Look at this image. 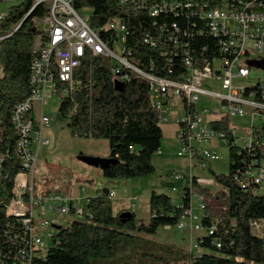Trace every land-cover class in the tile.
<instances>
[{
	"label": "trees",
	"instance_id": "trees-1",
	"mask_svg": "<svg viewBox=\"0 0 264 264\" xmlns=\"http://www.w3.org/2000/svg\"><path fill=\"white\" fill-rule=\"evenodd\" d=\"M180 1L194 5L156 16L149 14L152 1L148 0L136 5L130 1L123 4L121 0H73L72 6L76 10L89 8L90 25L101 29L105 39L116 36L106 26L120 21L125 27L123 46L127 59L144 72L169 79L185 73L182 60L187 55L198 61L219 55L218 41L209 33L206 21L192 12L223 1H249L264 8V0ZM30 7L31 0L12 5L0 21V264L12 263L24 245L21 223L6 214V207L14 180L23 171L11 109L30 95L32 46L39 33L35 20L45 14L42 5L32 11ZM172 23L178 26L177 34L171 32ZM172 36H178L177 44L169 41ZM112 67L102 56H87L74 76L79 86L68 95L60 94L58 113L67 121L72 136L108 141V156L116 162L101 170L103 177L145 176L153 172L152 156L161 146L159 113L151 101L146 79L130 73L128 79L118 81ZM256 155L264 153L258 150ZM252 157L247 150L232 146L228 173L210 169L220 189L210 194L205 204L202 223L214 229L211 235L204 233L200 238L199 255L179 253L130 233L153 236L160 227H175L188 208L187 197L175 206L169 196L153 191L146 223L137 220L133 212L132 218L122 222V211L114 212L111 198L99 189L94 196L85 198L82 218L57 226L51 245L42 257L34 258L35 264H123L133 259L139 263L160 259L164 254L172 261L183 257L188 264H264V238L255 236L249 226L251 219H264V194H255L253 189L244 191L232 179L233 172ZM202 190L207 193V189ZM214 240L219 241V248Z\"/></svg>",
	"mask_w": 264,
	"mask_h": 264
},
{
	"label": "built area",
	"instance_id": "built-area-1",
	"mask_svg": "<svg viewBox=\"0 0 264 264\" xmlns=\"http://www.w3.org/2000/svg\"><path fill=\"white\" fill-rule=\"evenodd\" d=\"M21 0H0L6 2ZM144 4L147 0H121ZM152 1L149 14L156 16L164 12H175L180 7L189 8L194 4L180 0ZM73 0H34L31 11L38 6L45 7V14L35 21L39 33L34 37L30 65V95L11 109L13 122L17 125V152L23 171L16 176L12 195L8 199L6 214L15 217L21 223L23 247L17 251L10 264H35L34 258L45 254L49 242L53 239L57 226L66 225L73 219L84 215L85 198H72L60 193H48L27 197L32 186L26 182L27 174L32 173L40 146L49 145L50 139L44 134L50 124V117L43 113L46 99L68 95L79 86L74 79L82 61L90 55H99L109 60L113 67L111 72L117 74L118 81H124L133 73L147 80L150 97L159 113V122L168 121V112L172 103H179L180 116L177 139L179 150L177 156H186L193 166L189 174L172 172L174 180L183 178V188L179 195L182 201L188 198V208L176 225L183 228L186 223L192 229L207 235L213 233L214 227L203 225L205 204L210 194L207 185L213 184L220 189L213 177L209 163L218 160V146L229 148L235 146L240 151L247 150L253 156L249 163L237 169L232 179L237 181L244 191L253 189L255 194H264V80L250 84V65L264 59V8L254 2L223 1L218 5L202 7L191 14L198 15L206 21L209 33L217 39L219 55L200 61L189 55L182 60L185 73L177 79L161 77L144 72L124 55V25L113 21L106 26L116 36L111 40L101 37L99 28L90 25V15H82L72 6ZM199 3V2H198ZM197 5V4H195ZM7 11L0 10V21ZM165 27H162V29ZM162 29L160 31H162ZM173 33L178 26L171 24ZM149 38H145L147 41ZM178 36L169 41L177 44ZM60 83V87H59ZM240 83H248L247 92H239ZM201 97L209 98L212 106L207 107ZM37 104L40 115L36 117L33 106ZM245 118L246 127L237 129L229 119ZM198 170L209 172V177H201ZM24 177H21V176ZM28 188V189H27ZM202 189H207V193ZM173 191H177L172 187ZM114 197V191L108 193ZM195 209L198 212H195ZM19 211H27V219H19ZM50 211L49 217L38 218ZM40 222L39 228H33V221ZM37 223V222H36ZM264 219H251L249 226L252 233L264 238ZM170 228V226H168ZM213 243L220 247L218 240ZM199 245V244H198ZM200 251L194 255H199Z\"/></svg>",
	"mask_w": 264,
	"mask_h": 264
},
{
	"label": "rangeland",
	"instance_id": "rangeland-1",
	"mask_svg": "<svg viewBox=\"0 0 264 264\" xmlns=\"http://www.w3.org/2000/svg\"><path fill=\"white\" fill-rule=\"evenodd\" d=\"M17 3L18 1L3 3L0 5V10L7 11L10 6ZM79 12L82 15L90 13V11H85L84 9ZM117 22L119 21L117 20ZM258 80H264V68L251 69L250 84H255ZM59 104L60 99L57 97L46 99L44 102L43 113L50 117V124L45 128L44 134L49 137L50 144L40 146L32 173L27 174V186H32L31 190L27 188V191H29V193H26L27 197L30 193L37 196L48 193H60L72 198H84L94 196L99 189L108 188L110 191H114L115 194L111 198L114 212L125 211L130 208L131 212L135 214V218L144 223L149 219L148 201L151 192L164 193L170 197L173 205L178 206L180 204L179 195L184 185L183 178L174 180L172 172L182 175L189 174L194 168L190 165V160L186 156H177V151L179 150V143L176 138L178 128L173 125V120L180 116L178 102L172 103L174 105L170 107V114L168 112V121L160 123L163 137L160 152H156L152 157L153 172L145 176L116 179H106L102 176L99 168L89 166L77 159L79 154L95 157L108 156V141L106 139L72 136L67 126V121L58 113ZM201 104L207 107L212 106L211 100L206 97H201V102L198 106ZM33 112L36 117L40 115L37 104H34ZM244 120L245 118L229 119L237 129L246 127ZM217 152L221 158L211 161L209 165L215 173L227 174L229 171V153L226 146L223 144L219 145ZM198 173L201 177L210 176L206 170H198ZM24 176L22 175L21 177ZM89 181H92V184ZM172 187H175L177 191H173ZM215 187L213 184L207 185L209 194L215 193ZM195 212L198 211L195 209ZM50 215L51 212L46 211L43 215L38 214V218L49 217ZM39 224V221L34 220L33 228L40 229L38 227ZM130 233L150 239L160 245L172 247L177 252L186 254H195L197 250L201 251L198 242L204 236V232L192 229L188 223L183 228L175 226L165 229V227H160L153 236L137 232ZM49 244L51 245V242ZM188 263V260L183 257L179 258L178 261H172L164 254L157 260L136 263L135 259H133L123 264Z\"/></svg>",
	"mask_w": 264,
	"mask_h": 264
},
{
	"label": "water",
	"instance_id": "water-1",
	"mask_svg": "<svg viewBox=\"0 0 264 264\" xmlns=\"http://www.w3.org/2000/svg\"><path fill=\"white\" fill-rule=\"evenodd\" d=\"M250 65L257 67V68H264V63H261L260 60H257L255 62H252ZM77 159L80 160L81 162L95 167V168H99L100 170H104L106 169L110 164H113L116 162V159L113 157H95V156H89V155H85V154H79L77 156ZM101 192H103L104 194H108L109 193V189L108 188H102ZM132 212L130 210H125L122 211L119 214V218L122 220V222H125L127 219L132 218ZM58 228V227H56Z\"/></svg>",
	"mask_w": 264,
	"mask_h": 264
},
{
	"label": "bare ground",
	"instance_id": "bare-ground-1",
	"mask_svg": "<svg viewBox=\"0 0 264 264\" xmlns=\"http://www.w3.org/2000/svg\"><path fill=\"white\" fill-rule=\"evenodd\" d=\"M24 1L25 0H21V2H24ZM33 1L34 0H31L30 11H31V8L33 7ZM247 91H248V84L247 83H245V84L244 83H240L239 92H247ZM12 123H13L14 128L17 130V125H16V123L13 122V116H12ZM26 216H27V211H19V217H25L26 218ZM166 227L169 228L168 226H166Z\"/></svg>",
	"mask_w": 264,
	"mask_h": 264
},
{
	"label": "crops",
	"instance_id": "crops-1",
	"mask_svg": "<svg viewBox=\"0 0 264 264\" xmlns=\"http://www.w3.org/2000/svg\"><path fill=\"white\" fill-rule=\"evenodd\" d=\"M172 105H174V104H171V106ZM170 112H171V110H169V114H170ZM169 114H167V116L169 115ZM179 115H180V113H179ZM177 118L178 117H176L174 120H173V125H175V127H177L178 128V126H177V124H176V120H177ZM173 119V118H172ZM176 138H177V135H176ZM177 142H178V139H177ZM179 143V142H178ZM161 147V146H160ZM160 152V149L157 151V153H159ZM153 157V156H152ZM210 166V165H209ZM211 168V167H210ZM165 229H168L166 226H165Z\"/></svg>",
	"mask_w": 264,
	"mask_h": 264
},
{
	"label": "flooded vegetation",
	"instance_id": "flooded-vegetation-1",
	"mask_svg": "<svg viewBox=\"0 0 264 264\" xmlns=\"http://www.w3.org/2000/svg\"><path fill=\"white\" fill-rule=\"evenodd\" d=\"M261 63H264V59H260Z\"/></svg>",
	"mask_w": 264,
	"mask_h": 264
}]
</instances>
